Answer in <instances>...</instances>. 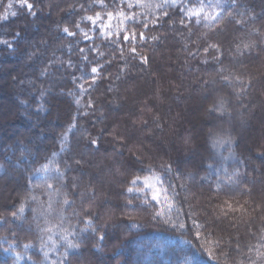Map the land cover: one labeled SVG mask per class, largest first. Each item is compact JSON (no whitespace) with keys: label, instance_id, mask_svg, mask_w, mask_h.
I'll use <instances>...</instances> for the list:
<instances>
[{"label":"trees","instance_id":"16d2710c","mask_svg":"<svg viewBox=\"0 0 264 264\" xmlns=\"http://www.w3.org/2000/svg\"><path fill=\"white\" fill-rule=\"evenodd\" d=\"M29 2L35 16L19 0H0V15L8 13L0 20V264H225L224 251L226 264H264L257 254L264 253V186L252 179L264 178V169L255 171L264 156V0H184L219 12L218 24L189 20L178 6L127 7L136 0H104L103 8L93 0ZM97 12L103 21L113 13L110 39L99 22L84 19ZM209 43L219 50L205 54ZM220 100L226 111L210 112ZM203 111L208 122L197 119ZM165 161L170 173L159 167ZM149 167L173 186L171 213L163 200L127 203L129 181ZM236 172L239 183L229 180ZM226 201L247 214L217 219ZM89 219L95 231L86 227ZM193 220L224 239L218 261L195 239ZM65 229L80 242L67 258Z\"/></svg>","mask_w":264,"mask_h":264},{"label":"snow or ice","instance_id":"6c2138e0","mask_svg":"<svg viewBox=\"0 0 264 264\" xmlns=\"http://www.w3.org/2000/svg\"><path fill=\"white\" fill-rule=\"evenodd\" d=\"M93 3L95 4H99L102 8L106 7L104 0H93ZM19 5L21 8H26L28 11L29 15L35 16L36 12L34 10V4L30 3L29 0H19ZM179 7L180 10L184 13L185 16H187V18L189 20H191L193 17L197 18V23H199L200 19L203 18L206 21H215L217 24L223 19V17L220 15L219 12H215V11H210V12H206L205 11V5L203 4V2H201L200 6L198 8H191L188 7L184 4V0H160V3L158 4H151V3H145L143 2V0H136V3H127V7L128 8H132V7H142V8H147L149 10H151L153 7L157 8V9H165L166 7ZM9 8L12 7V4L9 3L8 5ZM81 7H83V5H81ZM209 8L212 7L211 3H209L208 5ZM216 7H219V3H217ZM12 16L16 15V12H12L11 13ZM108 20L110 21L113 18V13L108 12L106 13ZM117 15H119L120 17H123L124 20H128V19H133L132 16L127 15L126 13H124L123 11H120L117 13ZM153 15H155L153 13ZM162 16L166 17L168 16V12L164 11L162 13ZM219 17V20L217 19ZM8 19V13L5 12L3 15H0V20H7ZM84 19L90 21L92 23L93 26H97L98 22H99V27H100V34L102 36H104L105 38L110 39L113 35V33L111 31H109L108 29L111 28V24H106L103 23V17L101 16V14L99 12H97L94 16H87L84 17ZM161 19L160 16H156L154 20L151 21V23L156 24L158 23V21ZM184 21L181 20V24H183ZM239 23V21H238ZM145 27H147V24L144 25ZM76 28H79V24L75 25ZM63 32L65 34H67L68 36H75L76 33L73 31H70L68 27H65L63 29ZM84 38L85 39H92V37H90L88 35L87 32H85L84 34ZM141 39H143V34H140ZM132 39H135V34H132ZM124 40H128L129 36L125 35L123 37ZM152 39H157V37L153 36ZM251 47V45H245V48H249ZM210 49H216L217 51L219 50V45L218 44H212L209 43L207 44V46L203 49L204 53L207 54L209 52ZM84 50L81 49V52H83ZM131 51L133 53L136 52V49L133 47L131 49ZM199 51V49H198ZM100 55H104L103 52L100 53ZM121 55H123V53H121ZM193 56L196 55V53H192ZM84 59H87V57H84ZM142 62L143 63H147V58L144 57L142 58ZM204 63H207V60L205 59L204 61H202ZM91 72L93 74L99 75V71L96 67H92ZM83 78V77H82ZM225 79H227V77H225ZM96 80H95V76L92 79V84H95ZM85 83H87V80H85ZM205 83H207V81H205ZM241 85H243V81L240 82ZM249 83H251V81H249ZM91 86V85H90ZM78 87L80 88V90L82 92L87 91L84 88V84H78ZM77 103V105H79L80 101L76 100L75 101ZM89 106L91 107V103L89 104ZM210 112L215 111V112H219L220 114H223L224 111H226V107H225V102L223 100H220L217 104L213 105L212 108L209 109ZM71 127H75V125H72ZM225 142L228 141H224L222 139H217L215 141V143L217 144H223ZM91 143L93 145H97L98 146V142L96 139H93L91 141ZM131 151V149H130ZM137 160L140 159L139 156L136 157ZM77 164L80 163V161H76ZM160 169H162L165 173H170L172 171V165L171 163L165 161L162 162L160 164ZM43 171H47V167H45L43 169ZM57 173L62 176L63 173H61L59 171V169H56ZM239 173H233L232 176L229 177V180L233 183H239V181L235 180V177H238ZM165 177L162 176L159 172H157L154 168L149 167L148 169V174L146 176H144L143 178L136 174L133 176V178L129 181L128 186H127V192L131 195V199H128L127 203L129 205L133 204L134 200H140L142 204L144 205H151L152 202H155L156 204H160L161 201L163 200L166 209L169 213L172 212L173 208L175 207V205L172 202V198H170L169 196V190L171 187V185H169L168 187H165ZM49 188L52 187L51 184L48 185ZM250 192V189L248 190ZM32 199H36L35 197H32ZM64 204H68V200L65 199ZM49 209H51V203L49 202ZM177 211H179V209H176ZM256 209H253V211H255ZM19 213H23L24 211V207L23 205L19 208ZM234 212H241L242 215L243 214H247L248 209H246L244 207V205H239V207H234L233 204L228 203L227 201L225 202V207H222L220 209V211L217 213V219L221 218V217H228L230 215V213H234ZM163 213L161 211H157L156 215H162ZM12 216L14 218H18L17 212H13ZM174 227L176 226L175 224L173 225ZM86 227L91 228L93 231H95V227L93 226V222L91 219H89L86 222ZM180 228H184L185 224L184 223H180L179 224ZM193 227L195 229L194 231V235H195V239L200 243V247L204 249L205 252H207L208 254V259L211 260H219V257L216 256V253L218 250L222 249L223 244L225 243L224 239L221 236H213L211 232H208L206 230H204V225L197 222L196 220H193ZM43 231L46 232H52L53 229L51 227H46L45 229H43ZM83 231V230H81ZM65 234L62 236V239L65 242L66 245V251H65V258H67L68 255V250L70 249H78L80 247V242L75 241V240H70L68 237L70 235H75L74 232H69L67 229L64 230ZM104 237L101 236L100 239L102 240ZM25 247H30V245H25ZM237 251H239V246L237 245ZM222 255H224L225 257V264L227 261V256L228 253L226 251L221 253ZM258 255H264V253H257ZM45 255H47V253H45ZM17 259H19V256H17ZM252 264H255V262L253 261Z\"/></svg>","mask_w":264,"mask_h":264},{"label":"rangeland","instance_id":"374dc122","mask_svg":"<svg viewBox=\"0 0 264 264\" xmlns=\"http://www.w3.org/2000/svg\"><path fill=\"white\" fill-rule=\"evenodd\" d=\"M103 23H106V24H111V28L110 29H108L109 31L110 30H112L113 28H115V26H116V24H115V22L113 21V19H111L110 21L108 20V19H106L105 21H103ZM6 76H4L0 81V97H1V99H0V108H1V104H5V102L6 101H3L2 100V98L4 97V98H6V95H5V89L2 87V84H4L5 82H6ZM148 85L149 86H151V84H150V82H149V84H147V87H148ZM189 95V94H188ZM196 97H197V99L198 100H196V105H198V103L200 102V101H202V95H197L196 94ZM122 102H125V99H123L122 100ZM194 106H195V104H194ZM3 107V106H2ZM182 107V109L184 108V112H185V110L187 111V109L190 111V108H191V105H186V107H184L183 105L181 106ZM196 108L197 109H200V105H198V106H196ZM4 113L5 114H7V115H10L9 117H7L8 119H7V121H10L11 119V117H12V113H11V111H9L7 108H6V106H4ZM4 118H2V117H0V126L3 128L4 126H5V124H4V120H3ZM197 119H200V121H202V122H208V117H207V114H206V111L204 112H200V115H199V117L197 118ZM195 119L193 118L192 119V121H194ZM190 122H191V120H190ZM201 122V123H202ZM203 124V123H202ZM262 127H264V124L261 126V128ZM244 128H245V126H244ZM240 135H242V134H240ZM172 146V145H171ZM167 150V149H166ZM169 154V153H168ZM259 164H258V168H256L255 169V171L257 172V173H259V170L260 169H264V156H263V158H262V160L260 161V162H258ZM253 179V181L255 182V183H257V185H260V186H264V181H263V177L262 176H257V177H253L252 178Z\"/></svg>","mask_w":264,"mask_h":264}]
</instances>
